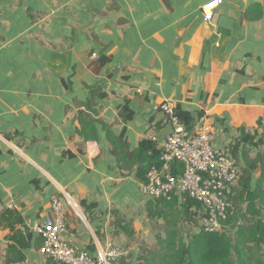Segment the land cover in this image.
Returning a JSON list of instances; mask_svg holds the SVG:
<instances>
[{
  "label": "crops",
  "instance_id": "crops-1",
  "mask_svg": "<svg viewBox=\"0 0 264 264\" xmlns=\"http://www.w3.org/2000/svg\"><path fill=\"white\" fill-rule=\"evenodd\" d=\"M208 1L0 0V264H50L35 229L52 196L62 239L91 256L119 248L135 264L138 242L164 240L151 224L167 216L148 211L166 209L139 191L171 131L164 102L228 150L233 209L264 221V0H220L205 22ZM174 199L176 210L187 203ZM188 212L197 228L202 208Z\"/></svg>",
  "mask_w": 264,
  "mask_h": 264
},
{
  "label": "built area",
  "instance_id": "built-area-1",
  "mask_svg": "<svg viewBox=\"0 0 264 264\" xmlns=\"http://www.w3.org/2000/svg\"><path fill=\"white\" fill-rule=\"evenodd\" d=\"M219 4L220 0H209L202 6L205 22L212 20ZM159 110L163 113V123L170 125L171 131L160 152L159 166L148 170L145 181L139 184L140 193L155 202L169 201L180 195L184 203H199L203 210L200 218L203 230L222 231V222L234 212L230 198L238 168L228 150L213 148L212 133L206 126L201 124L200 131L190 132L180 122L174 104L164 102ZM49 207V218L35 230L42 239L41 252L49 258L50 264H115L127 255V250L113 247L99 250L95 256L77 250L62 239L69 230L61 200L52 196ZM243 224L240 219L236 222V226Z\"/></svg>",
  "mask_w": 264,
  "mask_h": 264
},
{
  "label": "trees",
  "instance_id": "trees-1",
  "mask_svg": "<svg viewBox=\"0 0 264 264\" xmlns=\"http://www.w3.org/2000/svg\"><path fill=\"white\" fill-rule=\"evenodd\" d=\"M102 96L104 97V95ZM118 115L125 122L131 119L133 114L125 104L119 109ZM177 116L187 130L191 128V117L188 114L177 111ZM105 130L109 140L112 139V142L115 143V137L109 128L107 127ZM81 132L86 136V139L96 138L94 128L91 126L88 129H81ZM143 143L139 146L140 150L146 148L147 142ZM111 153L113 154V152ZM158 156L159 152H153L148 160L146 173L150 166H159ZM145 175L140 177L141 181H145ZM230 199L232 200V197ZM258 199L260 198L258 197ZM157 202L160 203L159 205L163 209H166V212L156 207L155 210L149 209L148 213L153 217L167 216L165 239H157L158 252H147L145 256L140 255L135 264H264V257L261 255L264 247V221L258 219V221L249 225V221L245 219L246 217L234 210L233 214L222 222L224 225L222 231L206 232L199 224L197 225L198 229L196 228L197 231L187 241H184L178 229V224L183 220L191 222V216L188 214L189 208L194 205L198 210H201V204L187 201L181 207V210H176V200L174 198L169 201L161 199ZM84 206L89 208L86 204ZM239 219L244 224L236 226ZM192 221L195 224L197 223L195 219H192ZM226 227H229L230 230L235 229L234 234H230ZM124 229H126L125 233L129 237L133 236V230L128 229V227H124ZM122 258L119 259V264H131Z\"/></svg>",
  "mask_w": 264,
  "mask_h": 264
},
{
  "label": "rangeland",
  "instance_id": "rangeland-1",
  "mask_svg": "<svg viewBox=\"0 0 264 264\" xmlns=\"http://www.w3.org/2000/svg\"><path fill=\"white\" fill-rule=\"evenodd\" d=\"M186 223L187 222H185V220H184V221H181L178 224V229H179L180 234H181L182 238L184 239V241H187V239L191 235H193L195 233V230L194 229H196V228H193L192 225H190L188 223L186 224ZM151 226H152V233L155 236V238L157 236H165L166 235L165 230L167 229L166 228L167 224H166V226H165V224L157 225V223H153L152 222ZM197 229H198V227H197ZM138 243H139L138 246L140 248V252L136 256L135 262H137L138 257L140 255L145 256L147 254V252H158L159 251V247H158L157 243H155V244L154 243H152V244H145L144 242H138ZM127 258L130 259V254L128 255ZM127 258H125L124 260L125 261L128 260Z\"/></svg>",
  "mask_w": 264,
  "mask_h": 264
}]
</instances>
